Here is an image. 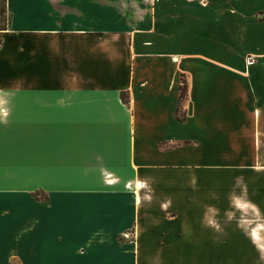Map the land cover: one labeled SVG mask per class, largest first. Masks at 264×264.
<instances>
[{
  "label": "crops",
  "instance_id": "0c3cea01",
  "mask_svg": "<svg viewBox=\"0 0 264 264\" xmlns=\"http://www.w3.org/2000/svg\"><path fill=\"white\" fill-rule=\"evenodd\" d=\"M263 86L264 0H0V191L48 196L20 264H264Z\"/></svg>",
  "mask_w": 264,
  "mask_h": 264
},
{
  "label": "rangeland",
  "instance_id": "374dc122",
  "mask_svg": "<svg viewBox=\"0 0 264 264\" xmlns=\"http://www.w3.org/2000/svg\"><path fill=\"white\" fill-rule=\"evenodd\" d=\"M248 57L250 56L248 55ZM248 57L247 59L251 62L252 59L250 60ZM181 77H183L185 90L183 98L178 102L179 108L177 107V119L178 114L180 116L185 115L188 94L187 76L183 74ZM180 85H182V82H180ZM14 88L18 89V87ZM261 88V93L264 94V86ZM123 98L124 100H127V95L125 93H122V99ZM260 105L261 102L256 100L251 104L253 109H259ZM257 123L258 138L260 146H262L261 155L264 158V116L257 118ZM47 200V193L43 190H29L27 193L18 190L12 192H8V190L7 192L0 191V255H4L6 250L9 258L5 264H20L21 242L26 240L24 238H28L29 249L31 248V243L36 237L37 227L41 226V224H43V218L47 217V212L42 209V207L47 205ZM247 219L248 226L252 230H256L255 228L259 224L262 226L259 229V235L261 252L264 254V221H261L259 215L257 216L250 212L247 213ZM38 222L41 224H38ZM123 238L125 237H120L119 240L122 241ZM9 242L12 244L10 245ZM7 243H9V245ZM49 248L51 249V247Z\"/></svg>",
  "mask_w": 264,
  "mask_h": 264
},
{
  "label": "trees",
  "instance_id": "16d2710c",
  "mask_svg": "<svg viewBox=\"0 0 264 264\" xmlns=\"http://www.w3.org/2000/svg\"><path fill=\"white\" fill-rule=\"evenodd\" d=\"M181 82H182V85H180V96H179V101L183 98V93H184V90H185V86H184V84H183V77H181ZM124 99V98H123ZM178 108H179V105H178ZM178 108H177V110H178ZM180 115L178 114V119L179 120H182L183 118H184V116H180Z\"/></svg>",
  "mask_w": 264,
  "mask_h": 264
}]
</instances>
